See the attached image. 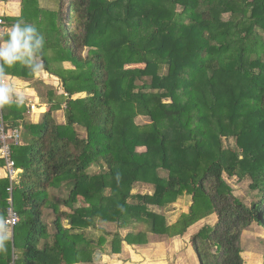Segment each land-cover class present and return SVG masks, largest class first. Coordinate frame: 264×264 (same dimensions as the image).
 Segmentation results:
<instances>
[{
  "label": "trees",
  "instance_id": "16d2710c",
  "mask_svg": "<svg viewBox=\"0 0 264 264\" xmlns=\"http://www.w3.org/2000/svg\"><path fill=\"white\" fill-rule=\"evenodd\" d=\"M54 3L22 0L21 18H4L36 24L46 71L52 62L74 69L50 71L65 94L48 90L39 124L26 120L24 104L0 107L7 126L21 130L12 194L0 180V218L10 198L19 217L0 264H92L108 243L109 254L119 255L123 244L182 238L215 215L191 238L199 263L247 264L243 232L254 223L264 229V0ZM6 72L34 78L21 64ZM78 94L86 96L73 99ZM62 107L65 124L54 116ZM229 138L236 149L224 147ZM224 175L249 180L257 201L236 197ZM138 184L153 192L134 194ZM185 195L189 212L169 224L156 210ZM92 230L101 235L89 236Z\"/></svg>",
  "mask_w": 264,
  "mask_h": 264
},
{
  "label": "rangeland",
  "instance_id": "374dc122",
  "mask_svg": "<svg viewBox=\"0 0 264 264\" xmlns=\"http://www.w3.org/2000/svg\"><path fill=\"white\" fill-rule=\"evenodd\" d=\"M41 6L44 8L54 9L57 5L54 3V0H40ZM66 11V6L64 7V12ZM229 15H224V19L228 20ZM49 55L54 56L52 52H49ZM49 71H44L41 73L38 78L35 77L34 81H31L26 87H20L25 91V94L28 98L26 100H32L37 102V107L41 110L44 109L46 100L42 97L45 96L48 90H54L58 95L65 94L64 89L60 86L58 88L56 82L57 78L53 77V74L50 71H56L60 68H64L61 63L52 62ZM162 73H166L165 70ZM55 76V75H54ZM57 77V76H56ZM45 80V81H42ZM55 81V83H50ZM30 89L36 91V95L30 97ZM33 92V91H32ZM86 95H79V98H84ZM27 101V102H28ZM41 104V105H40ZM39 109V110H40ZM37 111V110H36ZM39 112V111H38ZM31 113V112H30ZM29 113V114H30ZM27 115L30 116V115ZM55 118L60 122H65V116L62 109H58L54 112ZM29 122V121H28ZM140 124H149L148 119L140 118L138 120ZM80 134L84 137L85 132L82 129H79ZM224 147L236 149L237 142L235 138L223 139ZM139 151H145L144 148L139 149ZM93 173H99L100 169L93 168ZM165 175V174H164ZM226 182L234 190V195L239 197L245 204L251 205L254 201H257L256 193L250 191L249 189V180H240L237 177L229 178L227 175H224ZM154 187L146 184H138L134 189L133 193H152ZM55 196H60L59 191H53ZM192 205V198L188 195L181 197L176 203L170 205L167 209H158V213L164 215L169 224L177 222L184 214L189 212V209ZM209 217L205 221H201L189 229L188 233L184 237H177L175 239H167L164 237L151 236L150 243L144 247H125L127 244H123L122 253L119 255H110V243L105 245L106 254L101 256V258L96 257L95 262L92 264H200L199 260L195 254L194 249L191 245V238L196 234L199 229L205 225L213 226L216 223L217 217ZM45 220L49 225L51 233H54L55 229L53 226L54 216L51 212H47L45 215ZM206 223V224H205ZM98 226L107 232L115 233L118 229L115 224H109L105 222L98 221ZM67 225V223H65ZM143 229L141 225L138 226V230ZM130 229H119L120 234L124 237L128 232H131ZM103 234V233H102ZM101 235V232L90 231L89 236L98 237ZM111 241V238L108 239ZM242 247L244 250V259L247 264H261L264 262V229L254 223L249 230L243 232L242 235ZM100 255V253H98ZM102 255V254H101Z\"/></svg>",
  "mask_w": 264,
  "mask_h": 264
},
{
  "label": "clouds",
  "instance_id": "9594fccd",
  "mask_svg": "<svg viewBox=\"0 0 264 264\" xmlns=\"http://www.w3.org/2000/svg\"><path fill=\"white\" fill-rule=\"evenodd\" d=\"M44 45L45 37L35 26L21 21L9 27L6 38L0 40V107L25 103V91L8 79L6 68L21 64L29 70L30 75L39 76L45 71L40 58ZM10 239V228L0 218V250H6Z\"/></svg>",
  "mask_w": 264,
  "mask_h": 264
},
{
  "label": "built area",
  "instance_id": "2783aa9c",
  "mask_svg": "<svg viewBox=\"0 0 264 264\" xmlns=\"http://www.w3.org/2000/svg\"><path fill=\"white\" fill-rule=\"evenodd\" d=\"M1 3V0H0ZM4 26L3 18L0 16V32ZM0 38L2 35L0 34ZM28 109L31 112H34L39 109L37 105L30 104ZM21 144V130L15 127H8L2 116L0 117V160L3 162V169L5 170V179L10 183L8 189L9 193L13 192L14 181L17 179L21 170L16 167V163L12 156L13 147L19 146ZM1 175V173H0ZM10 208L8 209L6 223L8 227L13 230L14 227L19 222V217L16 211L13 208L12 198L9 199Z\"/></svg>",
  "mask_w": 264,
  "mask_h": 264
},
{
  "label": "crops",
  "instance_id": "0c3cea01",
  "mask_svg": "<svg viewBox=\"0 0 264 264\" xmlns=\"http://www.w3.org/2000/svg\"><path fill=\"white\" fill-rule=\"evenodd\" d=\"M22 9H23L22 0H7L6 2L1 0V3H0V16L3 18L4 26L2 27L1 32H0V34L2 35V38H0V40L4 39V37L7 35V31L9 29V27L12 24H14V22H12L11 24H9V22H5L4 18L19 19L22 16ZM17 22H21V21L18 20L15 23H17ZM31 25H33V26H35L37 28L36 24H32L31 23ZM61 64L64 66V68H60V69H66V70L74 69L72 64L69 63V62H64V63H61ZM53 77L57 78L56 84H57L58 88L61 86L62 90H63V86H62L61 80L58 77L54 76V75H53ZM36 78H38V77H36ZM8 79L12 80L19 87L23 88V87H26L27 85H29V83H31V81H34L35 77L33 79H24V78H19V77L8 76ZM42 81H45V80H42ZM50 83L53 84V83H55V81H52ZM29 92H31V95H29L30 97L36 98V97H34L36 95V91L34 89H30ZM79 95H83V94L75 95L73 99H78ZM26 98H28V97L26 96ZM27 101L28 100L25 101L24 105L27 108V115H28L31 112L28 109V105H30V104L37 105L39 103L33 102L32 100H29L28 102ZM63 114L65 116L64 110H63ZM29 115L30 116H28L26 118V120L31 122V123H33V124H39L41 122V120H42V111H40L39 109L37 111L31 112ZM58 123H60V122L58 121ZM65 123H66V120H65L64 123H60V124H65ZM9 127H13V125L9 124ZM15 128H20V127L18 126V127H15ZM0 173H1L0 180H4L6 174H5V170L3 169V162L1 160H0ZM211 218H214V217L211 216ZM203 221H205V220H203ZM10 231H11V238H12L13 230L10 229ZM125 247L128 248V247H131V246L125 245ZM132 247H140V246H132ZM99 258H101V256ZM128 264H129V261H128Z\"/></svg>",
  "mask_w": 264,
  "mask_h": 264
}]
</instances>
